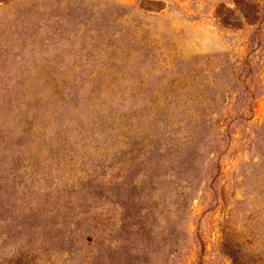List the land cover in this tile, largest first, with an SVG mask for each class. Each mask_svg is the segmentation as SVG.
<instances>
[{
	"label": "rangeland",
	"instance_id": "rangeland-1",
	"mask_svg": "<svg viewBox=\"0 0 264 264\" xmlns=\"http://www.w3.org/2000/svg\"><path fill=\"white\" fill-rule=\"evenodd\" d=\"M0 264H264V0H0Z\"/></svg>",
	"mask_w": 264,
	"mask_h": 264
}]
</instances>
